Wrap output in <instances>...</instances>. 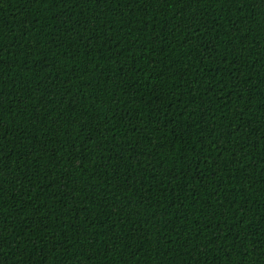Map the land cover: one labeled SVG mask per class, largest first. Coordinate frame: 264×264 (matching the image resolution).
Listing matches in <instances>:
<instances>
[{
    "label": "trees",
    "instance_id": "obj_1",
    "mask_svg": "<svg viewBox=\"0 0 264 264\" xmlns=\"http://www.w3.org/2000/svg\"><path fill=\"white\" fill-rule=\"evenodd\" d=\"M0 264H264L262 0H0Z\"/></svg>",
    "mask_w": 264,
    "mask_h": 264
},
{
    "label": "snow or ice",
    "instance_id": "obj_2",
    "mask_svg": "<svg viewBox=\"0 0 264 264\" xmlns=\"http://www.w3.org/2000/svg\"><path fill=\"white\" fill-rule=\"evenodd\" d=\"M262 3H264V0H262Z\"/></svg>",
    "mask_w": 264,
    "mask_h": 264
}]
</instances>
